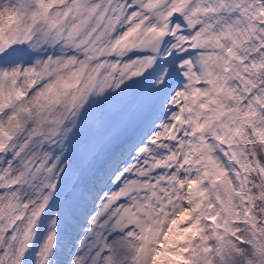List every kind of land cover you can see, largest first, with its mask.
<instances>
[{"label": "snow or ice", "instance_id": "obj_1", "mask_svg": "<svg viewBox=\"0 0 264 264\" xmlns=\"http://www.w3.org/2000/svg\"><path fill=\"white\" fill-rule=\"evenodd\" d=\"M0 264H264V0H0Z\"/></svg>", "mask_w": 264, "mask_h": 264}]
</instances>
